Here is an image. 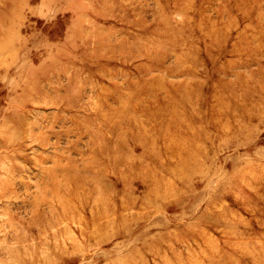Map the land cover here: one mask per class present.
<instances>
[{
    "label": "rangeland",
    "instance_id": "374dc122",
    "mask_svg": "<svg viewBox=\"0 0 264 264\" xmlns=\"http://www.w3.org/2000/svg\"><path fill=\"white\" fill-rule=\"evenodd\" d=\"M0 264H264V0H0Z\"/></svg>",
    "mask_w": 264,
    "mask_h": 264
}]
</instances>
